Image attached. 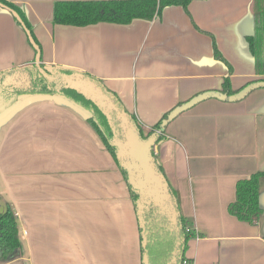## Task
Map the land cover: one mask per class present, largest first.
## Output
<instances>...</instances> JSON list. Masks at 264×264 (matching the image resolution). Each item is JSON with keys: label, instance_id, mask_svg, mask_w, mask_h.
Segmentation results:
<instances>
[{"label": "crops", "instance_id": "1", "mask_svg": "<svg viewBox=\"0 0 264 264\" xmlns=\"http://www.w3.org/2000/svg\"><path fill=\"white\" fill-rule=\"evenodd\" d=\"M5 1L27 18L41 56L37 61L17 12L0 2V73L26 68L33 80H47L38 65L85 73L145 132L194 96L222 91L228 75L234 89L264 79L247 39L255 0H191L188 10L170 5L151 20L81 27L53 23L55 3L71 0ZM36 89L0 114V203L13 205L23 245L20 257L0 264H143L142 228L119 162L84 110L58 95L31 93ZM163 134L157 162L199 234L187 258L264 264V212L250 225L228 211L237 182L264 170V87L240 100L206 99ZM260 204L264 211V176ZM176 240L175 230L151 228L155 254L166 250L164 264Z\"/></svg>", "mask_w": 264, "mask_h": 264}, {"label": "trees", "instance_id": "2", "mask_svg": "<svg viewBox=\"0 0 264 264\" xmlns=\"http://www.w3.org/2000/svg\"><path fill=\"white\" fill-rule=\"evenodd\" d=\"M191 0H71V1H57L54 5L53 23L72 26H87L97 24L100 22H111L128 24L136 18L153 19L157 14H160L162 10L170 5H181L188 10V5ZM4 4L8 5L14 11H16L27 28L30 30L32 36L36 40L39 50L41 47L35 36L33 35L32 27L27 21V18L23 12L15 5L0 0ZM254 34L247 37L250 49L256 59V70L258 74H264V0H255L254 3ZM215 54L218 60L224 61L229 66V74L232 73L233 68L224 58L216 43ZM47 70L45 65L41 66ZM61 72H73L74 70L61 67ZM2 74V73H1ZM36 81L41 84V88H38L31 93L34 94H50L58 95L74 105L78 106L88 114V121L92 127L97 131L99 136L104 141L108 150L112 153L114 158L118 161L117 147L111 143L112 130L109 125L107 117L103 112L89 99L84 97L73 89L63 88L57 90L56 88H50L48 81L39 76ZM264 81V79L251 81L239 89L232 87L231 78L228 75L224 79L223 92L228 96H233L247 86L254 82ZM258 89V88H257ZM256 90V88L254 89ZM252 90V91H254ZM250 91V93L252 92ZM6 92L0 91V114L7 110L12 105L16 104L25 92H17L14 95L8 97L4 96ZM249 93V94H250ZM26 94V93H25ZM4 96V97H3ZM119 99V98H118ZM120 101V99H119ZM121 102V101H120ZM122 103V102H121ZM169 114V113H168ZM168 114L162 119L160 123L149 131L145 132L143 126L138 121L137 117L132 115L135 121L138 123L142 135L149 137L153 133L159 131L158 142L164 139L163 130L166 126L163 125V121L168 117ZM156 159V155L154 153ZM157 162V159H156ZM160 170L164 173L162 167L158 164ZM122 171L129 183V174L122 168ZM264 176L263 171H257L252 173L248 178L241 179L236 185V199L228 206V211L233 216L237 217L240 221L246 222L250 225H257L263 215V208L260 204V180ZM131 197L135 203V207H138V201L140 199V193L135 190L129 183ZM172 192L177 197L175 190L171 187ZM178 202V200H177ZM182 225L181 234L185 239L182 264L187 259L186 252L190 241L193 238H197L199 234L196 230L189 227L187 218L183 215L180 216ZM201 236V235H200ZM150 250V256L152 264H164L163 258L166 257V250L163 249V253L159 251V254H155V246L150 243L148 246ZM144 251V250H143ZM23 254V245L19 235V223L13 205L9 202L2 205L0 203V262L4 263L10 261L13 258L20 257ZM188 264H193L191 259H188ZM144 264V263H143Z\"/></svg>", "mask_w": 264, "mask_h": 264}, {"label": "water", "instance_id": "3", "mask_svg": "<svg viewBox=\"0 0 264 264\" xmlns=\"http://www.w3.org/2000/svg\"><path fill=\"white\" fill-rule=\"evenodd\" d=\"M15 15L27 31L29 39L37 51L36 60L40 61L41 54L36 40L20 16L17 13ZM38 70L47 78L48 85L49 82L53 83L49 87H54L57 90L66 88L77 91L92 101L107 117L112 130L110 140L117 147L118 162L121 168L128 172L130 185L140 193L137 214L142 228L143 263L152 264L148 246L151 243V228L158 224L177 232L174 250L166 264H182L185 239L181 234V213L177 197L172 192L165 174L160 170L154 157L159 133L155 132L147 138L144 137L132 114L126 110L118 97L109 91L98 79L80 71L61 72L59 74L52 70H45L40 65H38ZM29 73L26 68L6 75L0 73V85L14 86L12 87L13 90L16 86L31 87L33 78ZM6 80L8 82L2 84ZM262 87H264V81L254 82L233 96H228L220 90L205 91L170 111L168 117L163 121V125H168L178 115L206 99L240 100L245 98L255 88ZM0 91H3L1 86ZM24 95L27 96V93L23 94L22 97Z\"/></svg>", "mask_w": 264, "mask_h": 264}, {"label": "flooded vegetation", "instance_id": "4", "mask_svg": "<svg viewBox=\"0 0 264 264\" xmlns=\"http://www.w3.org/2000/svg\"><path fill=\"white\" fill-rule=\"evenodd\" d=\"M51 85H53V83L52 82H49V86H51ZM41 86L42 85L39 84V82L34 79L33 82H32V86L31 87H27V86H21V87H19V86H16V88H14V90H13L12 87H14V86H4L3 85V86H1V89L6 92L4 94V96L8 97L10 95L11 96L14 95V93L22 92V91H27L29 89H36V88L38 89V88H41Z\"/></svg>", "mask_w": 264, "mask_h": 264}, {"label": "built area", "instance_id": "5", "mask_svg": "<svg viewBox=\"0 0 264 264\" xmlns=\"http://www.w3.org/2000/svg\"><path fill=\"white\" fill-rule=\"evenodd\" d=\"M159 133V131H157ZM189 260L188 258L184 260L183 264H188Z\"/></svg>", "mask_w": 264, "mask_h": 264}, {"label": "rangeland", "instance_id": "6", "mask_svg": "<svg viewBox=\"0 0 264 264\" xmlns=\"http://www.w3.org/2000/svg\"><path fill=\"white\" fill-rule=\"evenodd\" d=\"M4 82H8V81H7V80H6V81H3L2 84H3ZM54 84H56V83H54ZM56 85H57V84H56ZM0 86H3V85H0ZM20 97H22V96H20ZM161 243H162V242H161Z\"/></svg>", "mask_w": 264, "mask_h": 264}]
</instances>
